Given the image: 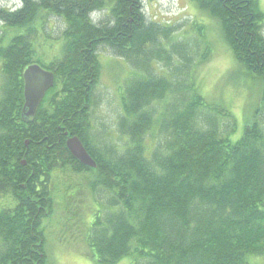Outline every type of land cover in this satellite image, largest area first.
<instances>
[{
	"label": "trees",
	"instance_id": "1",
	"mask_svg": "<svg viewBox=\"0 0 264 264\" xmlns=\"http://www.w3.org/2000/svg\"><path fill=\"white\" fill-rule=\"evenodd\" d=\"M19 1L0 6V196L11 198L0 207V264H45L44 220L80 217L82 191L100 198L84 233L98 264L127 256L131 264H256L251 258L264 256V95L235 141L234 112L210 102L196 76L179 75L186 48L172 29L146 19L145 0ZM191 2L220 19L237 67L264 81L258 0ZM96 11L105 12L99 21ZM50 17L64 23L61 34ZM48 38L62 42L51 59ZM102 45L141 70L120 95L119 144L108 145L105 126L93 123ZM156 60L169 75L155 73ZM31 64L55 81L26 117L23 71ZM71 136L96 168L73 157Z\"/></svg>",
	"mask_w": 264,
	"mask_h": 264
},
{
	"label": "rangeland",
	"instance_id": "2",
	"mask_svg": "<svg viewBox=\"0 0 264 264\" xmlns=\"http://www.w3.org/2000/svg\"><path fill=\"white\" fill-rule=\"evenodd\" d=\"M258 2L264 22V0H258ZM143 5L146 19L172 29L176 39L174 41L185 46L189 56V61L185 63L188 66L186 69L179 70V75L189 72L196 76L202 94L210 102L223 104L234 112L236 129L233 138L235 141L238 140L243 135L245 126L253 121L255 110L261 105L264 81L258 77L246 76L245 69L237 67V61L223 34L220 19L208 14L207 11L197 10L191 0H145ZM0 6L16 8L20 6V1L0 0ZM104 14L105 12L96 11L92 17L95 21H99ZM49 25L53 26L57 34H61L64 29V23L58 18L50 17ZM9 39L4 43L5 45L8 44ZM207 46L211 48V52L207 61L203 63L200 61V55L205 53ZM61 48L62 42L48 38L44 45L46 58L51 59L60 55ZM181 51L184 53L183 47H181ZM99 60L101 74L93 102L95 107L93 123L98 130L102 129L103 125L105 126L108 145L119 144L122 143L117 128V122L122 113L120 95L124 93L126 82L141 70L135 69L131 60L119 58L109 47L104 45L99 49ZM153 64L156 66L155 73L169 75L168 73L171 72V67H167L164 62L156 60ZM253 106L255 107L251 110ZM149 136L151 135L149 134ZM149 136L147 138L148 146L151 144ZM103 138H105L104 135ZM75 191L78 192L77 189ZM78 196H80L79 200L75 201H77L76 206H78L80 217L71 216L75 212L73 209L65 215L71 216L67 220L65 218L63 220V217L59 215L57 225L48 220L43 222L45 234L42 235V239L46 241L43 252L47 257L45 264H98L89 255L90 252L85 241L86 231L94 221L95 210L100 208V204L94 200L98 196L96 194L88 196L86 191H82ZM85 196L86 201L82 200ZM98 199L100 198L98 197ZM10 200L11 198L0 196V207ZM84 233L86 234L84 235ZM3 250L4 248L1 246L0 256L5 255L2 253ZM251 260L256 264H264V256L251 258ZM131 263V258L127 256L117 264Z\"/></svg>",
	"mask_w": 264,
	"mask_h": 264
},
{
	"label": "water",
	"instance_id": "3",
	"mask_svg": "<svg viewBox=\"0 0 264 264\" xmlns=\"http://www.w3.org/2000/svg\"><path fill=\"white\" fill-rule=\"evenodd\" d=\"M23 78L25 99L23 114L26 117H34L46 93L54 86L55 74L39 64H31L24 69ZM66 144L73 157L83 165L91 168L97 167L95 159L79 137H69Z\"/></svg>",
	"mask_w": 264,
	"mask_h": 264
}]
</instances>
